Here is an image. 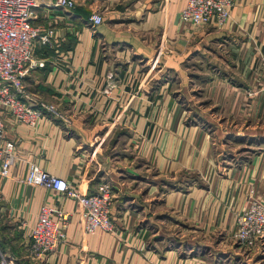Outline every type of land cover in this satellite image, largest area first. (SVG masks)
<instances>
[{
  "label": "crops",
  "instance_id": "obj_1",
  "mask_svg": "<svg viewBox=\"0 0 264 264\" xmlns=\"http://www.w3.org/2000/svg\"><path fill=\"white\" fill-rule=\"evenodd\" d=\"M73 1L68 10L53 0H34L31 8V25L50 30L54 45L35 42L43 65L22 85L59 116L42 110L34 128L4 119L3 138L13 141L15 159L0 181V259L264 264V242L243 251L231 239L234 216L248 200L264 204L263 130L235 134L256 137L235 141L257 151L217 163L225 151L222 128L211 136L188 119L179 99L197 86L228 117L264 121V0H233L222 27L181 22L184 0ZM93 12L102 17L96 26L88 21ZM168 70L174 77L162 75ZM27 162L76 181L81 194L108 182L112 232L83 233L76 202L22 182ZM42 206L69 216L63 245L35 259L26 234Z\"/></svg>",
  "mask_w": 264,
  "mask_h": 264
},
{
  "label": "built area",
  "instance_id": "obj_2",
  "mask_svg": "<svg viewBox=\"0 0 264 264\" xmlns=\"http://www.w3.org/2000/svg\"><path fill=\"white\" fill-rule=\"evenodd\" d=\"M73 4V0H53V5L65 10L71 9ZM232 4L233 0H184L179 17L181 22L193 26L212 24L222 27ZM33 5L34 0H0V181L7 177L15 159L13 141L3 138L4 119L34 128L42 117V110L59 116L53 105L39 100L22 85L30 70L43 65V61L34 56L35 42L50 48L54 45L49 40L50 30L40 33L38 27L31 25ZM101 20L97 12L88 17L92 26L100 24ZM103 92L109 93V88ZM22 182L60 193L76 202L80 207L83 233L112 232V194L108 182L99 183L93 193L81 194L76 181L47 173L33 162H27ZM68 216L64 212L52 213L45 206L39 208L26 234L31 258L41 259L63 245ZM231 238L245 248L264 242V204L261 201L251 198L243 210L235 214ZM0 264L16 263L11 258L2 257Z\"/></svg>",
  "mask_w": 264,
  "mask_h": 264
},
{
  "label": "rangeland",
  "instance_id": "obj_3",
  "mask_svg": "<svg viewBox=\"0 0 264 264\" xmlns=\"http://www.w3.org/2000/svg\"><path fill=\"white\" fill-rule=\"evenodd\" d=\"M204 69L205 67H203V69L198 68L197 70L203 71ZM222 69H219V71L222 72L223 71ZM197 70L188 68L187 72L192 73V72H196ZM204 72H206V70ZM162 75H164L165 77L166 76L174 77L173 72H171L170 70H168L165 74H162ZM204 94L205 93L202 90L201 91L198 90V87L195 86V88L193 90H190V92L186 95L185 99L184 98L182 99L181 96H179V99H180V102H182L183 106H185L188 111L187 113L188 119L193 122H196V121L201 122V125H203L208 130V133H210L211 136H213L215 131H217L218 125L220 126V128H222L219 131L218 140L220 139V140L226 141L224 142L225 151L222 152V157L220 156V158L218 157L216 158L217 160L216 162L223 164V165L234 164L235 162L233 160L226 159L228 157L227 155L230 154L233 157H236L237 159H241V158H246L249 155H251L253 152L257 151L258 149H255L256 144H251L253 146H250L248 145L250 144V142L248 144H245L243 142L239 143L238 141L237 142L235 141V140L241 139V137L247 139L248 137L246 136L248 135L242 134L243 136L239 137V136H236L235 134L239 135L238 133L240 131H243V130L246 131L247 129H251V128L256 129V130L260 129V130H263L264 132V121L259 120V121L251 122L246 118L245 120L238 121L234 118H230L218 106H215L212 103L211 105H209L210 101L209 100H208L209 102L207 101L208 97L206 94L205 95ZM197 114L205 115V116L208 115L210 119L212 120L208 121L209 124H207L204 121H200ZM233 130L234 132L236 131V133L231 132ZM250 138L251 137H249L248 139ZM211 139L214 140L212 137ZM251 139H256V137H252ZM174 229H178V228H173V231H171V235L178 236L179 234L178 231L176 232L177 233L176 234ZM234 242L236 245L243 248L242 249L243 251L252 250L253 248H255L256 245L259 244L258 242L252 248H245L243 246H240L236 241Z\"/></svg>",
  "mask_w": 264,
  "mask_h": 264
}]
</instances>
